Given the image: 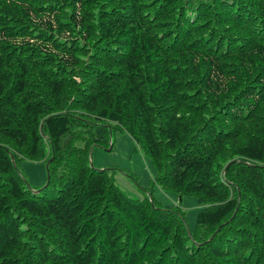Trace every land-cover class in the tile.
<instances>
[{
    "label": "trees",
    "instance_id": "1",
    "mask_svg": "<svg viewBox=\"0 0 264 264\" xmlns=\"http://www.w3.org/2000/svg\"><path fill=\"white\" fill-rule=\"evenodd\" d=\"M118 130L194 230L91 165ZM0 264H264V0H0Z\"/></svg>",
    "mask_w": 264,
    "mask_h": 264
},
{
    "label": "rangeland",
    "instance_id": "2",
    "mask_svg": "<svg viewBox=\"0 0 264 264\" xmlns=\"http://www.w3.org/2000/svg\"><path fill=\"white\" fill-rule=\"evenodd\" d=\"M78 146L84 143L79 141ZM111 149V150H110ZM90 162L96 169L110 170L117 186L129 197L142 199L144 189H150L153 198L163 206L180 205L186 212L188 228L194 230L201 206L196 197L185 196L183 200L174 193L163 191L155 185L157 169L151 160L137 149L136 143L124 131L115 132L109 148L93 147ZM109 150V151H108ZM115 170V171H113ZM19 172L34 191L47 184L45 162L23 161Z\"/></svg>",
    "mask_w": 264,
    "mask_h": 264
},
{
    "label": "water",
    "instance_id": "3",
    "mask_svg": "<svg viewBox=\"0 0 264 264\" xmlns=\"http://www.w3.org/2000/svg\"><path fill=\"white\" fill-rule=\"evenodd\" d=\"M111 150V149H110ZM109 151V150H108ZM92 155V150L90 151V156ZM93 166V164H91ZM47 168H48V164H47ZM49 178V176H48ZM48 185V183L46 184V186ZM36 192H39V191H36Z\"/></svg>",
    "mask_w": 264,
    "mask_h": 264
}]
</instances>
